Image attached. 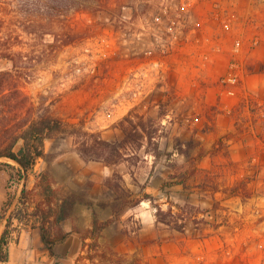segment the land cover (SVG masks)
<instances>
[{
  "label": "rangeland",
  "instance_id": "1",
  "mask_svg": "<svg viewBox=\"0 0 264 264\" xmlns=\"http://www.w3.org/2000/svg\"><path fill=\"white\" fill-rule=\"evenodd\" d=\"M52 2L0 0L19 62L10 70L0 59L9 122L43 113L67 130L129 135L111 164L82 161L68 132L45 139L26 187L48 170L57 197L77 199L60 223L69 234L50 256L37 227L21 228L2 264H264V79L242 76L264 75V0H87L66 19L45 12ZM28 20L53 21L57 38L40 25L25 32ZM114 173L150 198L101 230L106 254L90 259L81 235L93 215L110 216L101 203L114 197L106 185ZM6 180L0 170V207ZM170 203L176 215L167 226L155 205ZM142 208L151 212L135 215Z\"/></svg>",
  "mask_w": 264,
  "mask_h": 264
},
{
  "label": "trees",
  "instance_id": "2",
  "mask_svg": "<svg viewBox=\"0 0 264 264\" xmlns=\"http://www.w3.org/2000/svg\"><path fill=\"white\" fill-rule=\"evenodd\" d=\"M86 1L60 0L56 3L53 0L51 4L43 7L52 19L55 15L66 19L72 12L87 7ZM37 25L42 27L43 33H52L55 39L57 38L53 21L28 20L21 24L22 29L28 33H34ZM11 31L13 30L6 29L0 24V59L11 62L10 70L15 69L19 63L18 51L13 50ZM15 37L18 38L17 34ZM69 41L66 40L64 43ZM11 94L8 87H0V170L7 173L6 184L9 189L0 207V264L8 260L9 242L13 239V233L18 232L20 228L37 227L40 239L50 256L55 255V244L64 241L69 234L68 231L63 230L60 223L68 217L77 199L71 194L57 197L48 170L35 174L33 187H26V180L36 161L46 156L45 139L68 132L76 137L75 149L82 161L96 160L111 164L123 158L122 150L126 148L129 135L124 130L125 136L122 140L116 141L104 139L99 133L88 131L83 127L70 125L71 129L67 130L66 124L60 118L43 113H37L35 117L29 115L21 117L10 123L6 113L12 110H8L11 107L9 104ZM147 137L150 139V136ZM190 143L186 142L185 145L190 146ZM173 149L187 158L191 157L189 150L181 148L180 145ZM113 177L117 180L112 182V177H108L106 185L114 192V197L108 204L101 203L102 207H109L110 216L106 220H100L93 215L90 227L81 235V248L87 247L94 251L87 255L90 259L106 254L103 246L97 241L101 230L114 221L123 209L136 205L142 199L150 198L148 193L134 194L121 183L123 179L118 173H114ZM35 193L40 195L39 200L33 199ZM172 205L173 203H170L166 210L155 205L157 220L170 224L171 220L167 219V216L176 215L172 211ZM175 227L182 228L183 225L176 224ZM87 238L89 241H86Z\"/></svg>",
  "mask_w": 264,
  "mask_h": 264
},
{
  "label": "crops",
  "instance_id": "3",
  "mask_svg": "<svg viewBox=\"0 0 264 264\" xmlns=\"http://www.w3.org/2000/svg\"><path fill=\"white\" fill-rule=\"evenodd\" d=\"M243 76V79H244V81H245V79L248 81V82H250V84H252L253 82H255L257 79H260V80H263L264 79V75L263 74H259V76H253V75H246V74H243L242 75ZM264 81V80H263ZM249 84V85H250ZM263 84H264V82H263ZM258 85V84H257ZM259 86H261V82H260V85ZM228 96H223V97H221L223 100L222 101H226L227 99H229V97L227 98ZM148 212L150 213L151 211L150 210H147V209H145V208H142L140 211L139 210H137V212L135 213V215H142V214H148ZM155 215V214H154ZM158 222H161V221H159L158 220ZM141 223V222H140ZM143 223V222H142ZM198 223V222H197ZM196 223V224H197ZM165 225H167V226H170L171 225V223L170 224H166L165 223ZM211 227L213 228V229H215V228H217V227H215L214 225H211ZM173 228H176V227H173ZM178 229V228H177ZM181 229H183V228H181ZM180 229V230H181ZM198 229V228H197ZM21 230H24V229H19V231L18 232H14L13 233V236H12V240L9 242V245H8V254H9V256H8V260H9V258H10V253H11V247H12V244L13 243H16V242H18V240H20L21 239V237L19 236L20 235V233H21ZM139 230L141 231L142 230V227L140 228L139 227ZM139 231V232H140ZM15 233H17V235L15 234ZM140 233H142V232H140ZM19 238V239H18ZM18 239V240H17ZM7 260V261H8ZM6 261V262H7ZM5 263V262H4Z\"/></svg>",
  "mask_w": 264,
  "mask_h": 264
}]
</instances>
